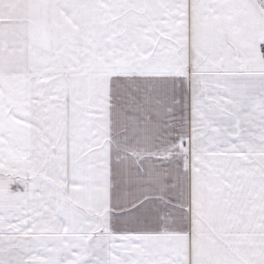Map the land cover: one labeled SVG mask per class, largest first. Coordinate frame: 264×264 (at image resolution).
Here are the masks:
<instances>
[{
  "label": "snow or ice",
  "instance_id": "6c2138e0",
  "mask_svg": "<svg viewBox=\"0 0 264 264\" xmlns=\"http://www.w3.org/2000/svg\"><path fill=\"white\" fill-rule=\"evenodd\" d=\"M0 264H264V0H0Z\"/></svg>",
  "mask_w": 264,
  "mask_h": 264
}]
</instances>
